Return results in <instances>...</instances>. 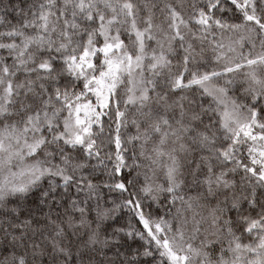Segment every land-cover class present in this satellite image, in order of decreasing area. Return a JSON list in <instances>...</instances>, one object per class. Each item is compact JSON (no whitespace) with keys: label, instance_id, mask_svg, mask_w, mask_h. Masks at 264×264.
<instances>
[{"label":"snow or ice","instance_id":"1","mask_svg":"<svg viewBox=\"0 0 264 264\" xmlns=\"http://www.w3.org/2000/svg\"><path fill=\"white\" fill-rule=\"evenodd\" d=\"M0 264H264V0H0Z\"/></svg>","mask_w":264,"mask_h":264}]
</instances>
